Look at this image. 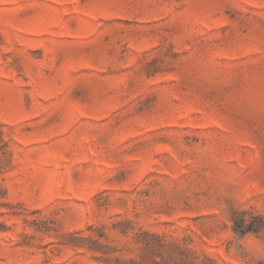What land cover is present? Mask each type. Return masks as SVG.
Segmentation results:
<instances>
[{
  "label": "rangeland",
  "instance_id": "rangeland-1",
  "mask_svg": "<svg viewBox=\"0 0 264 264\" xmlns=\"http://www.w3.org/2000/svg\"><path fill=\"white\" fill-rule=\"evenodd\" d=\"M0 264H264V0H0Z\"/></svg>",
  "mask_w": 264,
  "mask_h": 264
}]
</instances>
